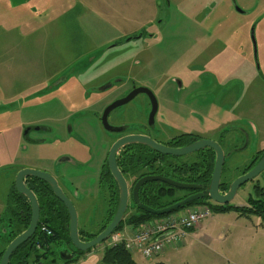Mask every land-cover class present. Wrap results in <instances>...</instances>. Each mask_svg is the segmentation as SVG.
<instances>
[{
	"label": "rangeland",
	"instance_id": "374dc122",
	"mask_svg": "<svg viewBox=\"0 0 264 264\" xmlns=\"http://www.w3.org/2000/svg\"><path fill=\"white\" fill-rule=\"evenodd\" d=\"M152 1L0 0V101L8 110L14 99V108L23 105V120L55 130L31 132L45 139V144L25 150L31 168L45 165L47 159L54 161L61 153L79 152L85 157L91 153L87 181L91 183L95 161L107 146L104 138L109 141L111 137L99 125L95 111L100 113L134 86L153 92L155 118L157 122L164 118L173 134L186 129L184 124L193 125L185 123L190 110L204 111L216 118L238 119L235 126L256 122L263 137L257 149L264 144V0H155V12ZM235 6L245 13L237 12ZM254 23L260 72L250 38ZM139 33V38L126 40ZM5 96L13 98H1ZM84 107L87 111L83 112ZM149 110L148 97L138 94L113 110L108 121L136 128L147 120ZM81 112L87 143L65 132L69 120ZM200 113L194 114L198 122ZM3 119L0 125L18 123L14 122L16 114ZM59 134L65 139L61 143ZM255 135H251V145L233 154L231 167L244 166L256 149ZM189 157L182 159L193 155ZM6 176L0 173L3 203L15 178L12 173ZM257 178L261 184V177ZM252 189L253 181L244 183L231 203L245 202ZM74 203L79 228L95 233L105 202L95 200L85 216L79 202ZM229 212L224 215L226 221L238 214L241 223L254 229L264 225L255 215ZM216 213L211 210L199 223L203 224L200 230L193 229L183 243L166 246L161 255L148 259L134 252L132 258L138 264H264V231L240 237L228 223L213 222ZM4 217L10 216L2 215L7 222ZM107 245L105 241L94 250ZM63 251L71 252V245L52 244L48 257L36 264H61Z\"/></svg>",
	"mask_w": 264,
	"mask_h": 264
},
{
	"label": "flooded vegetation",
	"instance_id": "af4514ba",
	"mask_svg": "<svg viewBox=\"0 0 264 264\" xmlns=\"http://www.w3.org/2000/svg\"><path fill=\"white\" fill-rule=\"evenodd\" d=\"M236 7L237 6H235V8ZM237 12L245 13V11L241 10L240 8H239V10H237ZM255 27H256V23H254V26H252L250 28V38H251L252 44H253V56H254L255 66H256L257 71L260 72V66H259V63H258V58L256 56V44H255V38H254V28ZM141 35H142V33H139V34H137L134 37H130L129 39H131V38H139ZM262 79L264 81V77ZM138 88H142V89H144V91L137 92L133 96V98H131L128 102H130L132 99H134L138 94H145L148 97L149 106H150V110L148 112L147 120L142 122V123H140L136 128H130V127L126 126V125H118V126L111 125L109 123V121H108V117H109L110 113L113 110H115V109H117V108H119V107H121V106H123V105L128 103V102H126L125 104H122V105L112 109L108 113L107 118H106L107 119V123L110 126L121 127V128H123V130L120 131V132L106 130L104 128V126L102 125V121H101L104 109L108 105H110L112 102L126 97L130 92H132L134 89H138ZM151 96L155 100L156 110H155L153 116L150 118L149 114H150V112L152 110ZM112 102L107 104L101 110L100 113L95 111V116L98 119L99 125L101 126V128L105 132L111 134V137L109 138V141H108V139H105L104 136H103L104 141H106L107 146H106L105 149H103L102 156L97 158L96 161H95L96 162L95 174H94L95 177L92 179L91 183L87 182L91 178V177H89V172H88V170H90V167H91L90 163L93 161L91 153L89 154V156H86V157H85V155L83 156V154L79 153V152L64 153V154L61 153V154H58V156L55 157L54 161H50L49 159H47L45 164H47L48 166L45 167L44 165H42V166H39V167L35 168V169L42 170V171H45V172H48L49 174H51L56 179L57 184L59 185V187L61 188V190L65 194V196L72 202L73 206L75 207L74 201L77 200V202H79L81 211H84L83 212L84 216H85V214L87 212H89L88 208L93 202H95V200H101V201L105 202V204H106V206L104 208L105 210H104L102 219L99 222L97 231H99L101 229V227L106 223V221L108 219V216L110 215V212H111V210L114 207L115 197L116 196L118 197V186H117V183H116L114 177L112 176V174H111V172L109 170L108 153H109V150H110L112 144L116 140L121 138V137H124V136H127V135L148 136L149 138L153 139L155 142L160 143V144H162L164 146H167V147H172V148H178V147L187 146V145H189V144H191L193 142H196L198 140H201V139L213 140V141L217 142L222 147V149L224 150L225 153L232 152L230 157L224 161V167L222 169L223 171H222V174H221L220 185L226 183V181H227L226 179H228V178H226L227 176L229 177V181L230 180L232 181L235 177L238 176L237 175V171H235V169H234L235 167L234 166L231 167L230 162L232 161V159L234 157L233 154L235 152H241L244 149H246V147L251 145V135L256 134L255 136H257L256 149H255V151L252 152L250 157H248L247 159L244 160V164H243L244 166L243 167H246L252 161V155L254 153L264 150V144H259L260 148L257 149L259 140H261V138H260L261 134H260L259 127L256 125V122H254L252 124H248V126H246V127L243 126V125H240V126L236 125L235 126V124L237 123L238 119H231L230 116L225 115L226 112L224 113L225 116L220 117V118H216V117H212V114L205 113L204 111H201V113H200V111L197 112V111H194V110H190L189 115L185 117L186 118L185 123L193 122V125L184 124L186 129H184L183 131H180L177 134H173L172 133L173 131H171V130H173L172 127H170L168 125L166 120H163L164 118L163 119H159V121L157 122V120L155 118V115H156V112H157V101H156V98H155L153 92L150 89H148L147 87H144V86H134L125 95H123L122 97H120L118 99L113 100ZM81 110L83 112H84V110L87 111L85 107L82 108ZM197 113L201 114L200 122H198V120L194 118V116ZM82 115H84V114H82V112H81L79 116H77L76 118L72 119L71 121L69 120V122H68V130L65 128L66 129L65 132H66V134L69 137H70V135L75 134V135H77L78 138L82 139L83 141H85L87 143V140L85 138L86 134H85V130L83 129V123H82V119H81ZM176 117H178V116H176ZM189 119L193 120V121H190ZM157 123H159V124H157ZM34 125H42V124L31 123V124L25 125L24 128L27 127V126H34ZM42 126H45V130H37V131H43V132L55 131L53 127H50V126L48 127L46 125H42ZM32 131H35V130H30L28 132V134L23 137L24 146L31 147L33 145H36L35 142L36 143L38 142V144H41V142H42V144H43V142L45 143V139L44 138H36V137L31 136V132ZM58 131H60V129ZM162 131H164L163 134H160L159 132H162ZM210 134H213L215 138L214 139L210 138L209 137V136H211ZM22 136H23V131H22ZM181 136H184V138H186V144L185 145L177 146V147L170 146V144L173 142L174 138L181 137ZM107 137H109V136H107ZM57 139H58V142L61 143L63 141V139H64V136L59 134V137H57ZM132 144H140V143L126 144V145L122 146L117 151V153L115 155L117 168L119 169V171L121 172V174L125 178V180L127 182V185H128V190H129V202H128L126 211H128V209L131 208V205H133V203L131 201V198H130V193H131V189H132V186L134 185V183L139 178H141L143 176L159 175V174H155V173H145V174L137 177L136 174H131V173H129V172H127L125 170V166H124L123 160L125 158V155H127L126 152H125L126 151V147L129 146V145H132ZM241 148H243V149H241ZM204 149H206V148H204ZM204 149H200V150L195 151V152H193V153H191L189 155H186L187 157L193 155L192 159H189L190 158L189 157L188 159H186V161L189 162V163L192 162V161L199 162L200 161V156H198V154L196 155V153H198V152H200V151H202ZM238 149H241V151H237ZM89 151H90V149H89ZM155 152H157V151H155ZM131 153H133V151ZM157 153H159V152H157ZM167 156H171V155H167ZM27 167L31 168L33 166H27ZM86 167H88V169ZM12 168L14 169V175H16V173L20 169L25 168V167H22V168H20V167H15V168L12 167ZM226 169L228 170V174H227V170ZM258 176L261 177V180L263 182L264 176H263L262 172ZM164 177H167V176H164ZM41 181L42 180H39L37 178H32V177L25 178L26 186L30 190L33 191V193L35 194V196L37 198L38 204H39V219H38L37 227L39 225V222H40L41 218L44 216V210L42 208L41 199L39 198V192L41 191V189H39V188L41 187V184L44 182V181H42V182ZM150 182H158V181H150ZM12 188L15 189L14 181H12L11 189ZM50 190H51V188H50ZM226 190H220V191L221 192H226ZM184 191H186V192H184L183 195L188 196L190 194L198 192L199 190H184ZM138 192H139V190H138ZM52 194H53V192H52ZM250 194L251 193H249L247 195L245 202H239V203L247 204V198H248V196ZM54 197L63 206L61 208V210L64 212V209H65V211H66V213L68 215V211H67V208L65 207V205L55 195H54ZM138 198H139V196H138ZM26 202L29 204V208H30V203H29V201L27 199H26ZM57 206H59V205H57ZM75 209H76V207H75ZM91 211L93 212L94 208H93V210L90 209V212ZM132 211H134L133 208H131L130 211H128V212H132ZM76 212H77V209H76ZM125 214H126V212H125ZM4 218H7V222H3L4 219L2 220V216L0 218V222H3V223H1L2 224V229H4V233L2 232L3 235H1V232H0V236H1V239H2L0 242L4 243L3 247L0 248V253H2V251H3V249H4L5 245H6L5 236H6L7 232L10 231V229H9L10 227H8V226H9V224L12 225V223H13L12 220L9 221V219H12V218H10V217H4ZM30 218H31V208H30ZM77 218H78V213H77ZM29 222H30V220H29ZM68 224H69V215H68ZM68 224H67V227H68ZM84 227H85V224H84ZM78 229L81 230V231H85L84 229H80L79 226H78ZM36 230H37V228H36ZM10 259H11V257H10ZM52 263H54V262H52Z\"/></svg>",
	"mask_w": 264,
	"mask_h": 264
},
{
	"label": "trees",
	"instance_id": "16d2710c",
	"mask_svg": "<svg viewBox=\"0 0 264 264\" xmlns=\"http://www.w3.org/2000/svg\"><path fill=\"white\" fill-rule=\"evenodd\" d=\"M185 144L186 138L181 136L174 138L170 146L177 147ZM132 151L133 153H131ZM125 152L127 154L123 160L125 170L131 174H136L137 177L145 173H155L182 182L202 184L205 187L209 184L214 165V152L210 148L196 153V155L198 154V156H200L199 162L192 161L190 163L186 160L184 161L182 156L163 155L142 144L129 145L126 147ZM263 154L264 150L256 152L252 155V161L246 167L240 169L239 167H235L234 169L237 171V175L245 173L253 167ZM226 178L228 179H226V183L220 185V190H226L228 188V184L231 180L229 181L228 176ZM39 189H41L39 198L41 199L44 216L41 218L35 233L13 251L8 264H36L48 257L52 244L66 243L67 245H71L67 227L68 215L65 209L64 212L61 210L63 206L54 197L46 183L43 182ZM178 191L183 192V194L186 192L184 190L169 187L160 182H148L140 187L138 196L141 203L154 209H159L185 197L183 194L177 195ZM117 202L118 197L116 196L114 207L106 223L99 231L88 233L79 230V237L81 240L93 238L107 226L115 212ZM200 203L208 204L211 210L217 213H225L234 210L240 215L252 214L259 217L264 223V178L261 184L257 182L253 185L252 193L247 198V204L242 208H234L230 204L219 205L210 203L204 199H199L185 206H181L178 209ZM131 208H133L134 211H126V213L128 212L129 214L126 216L124 215L125 217H123L115 232L122 230L125 225L137 226L148 219L156 217L155 215L143 212L134 204L131 205ZM5 213L12 218L9 219V221H13L12 225L9 224L8 227H10V231H8L5 236L7 245L16 235L27 228L30 220L29 204L26 202V198L19 194L14 188H12L7 195L6 208L3 214ZM42 225L46 228L45 231L41 230ZM72 249L73 258L67 261L62 260L61 264L75 262L85 253L91 251L82 252L74 250L73 247ZM1 254L2 253H0V257ZM101 262L104 264H138L132 258L131 252L124 248L123 243H118L114 246H104ZM154 264L164 263L156 262Z\"/></svg>",
	"mask_w": 264,
	"mask_h": 264
},
{
	"label": "water",
	"instance_id": "95a60500",
	"mask_svg": "<svg viewBox=\"0 0 264 264\" xmlns=\"http://www.w3.org/2000/svg\"><path fill=\"white\" fill-rule=\"evenodd\" d=\"M237 10L239 8L236 7ZM129 38H127L128 40ZM140 91H144L142 88L134 89L132 92H130L126 97L121 98L119 100H116L112 102L110 105H108L102 114V125L104 128L108 131H115L120 132L123 130L121 127H113L110 126L107 123V115L108 113L122 105L128 102L133 96ZM151 104H152V110L149 114V117L151 118L156 110V103L154 98L151 96ZM30 130H45V126L42 125H34V126H27L23 129V137L28 134ZM130 143H140L143 145H146L150 147L151 149L164 154V155H171V156H185L188 154H191L195 151H198L200 149L204 148H210L214 152V165L212 174L210 177V181L208 186H204L202 184L197 183H188V182H182L178 180H174L171 178H167L161 175H148L143 176L139 178L134 185L132 186L130 198L132 203L137 206L140 210H142L145 213L155 215V216H161L164 214H167L169 212L175 211L181 206H185L186 204L199 200V199H208L209 201H212L215 204L219 205H226L230 204L234 208H242L246 206L242 203H231L237 189L243 185L246 182L253 181V185L257 183L259 180L257 179L258 175L264 171V154L257 160V162L251 167L249 170H247L245 173H242L235 177L229 184L226 192L220 191V182H221V174L222 169L224 165V161L230 157L232 152L225 153L222 147L215 141L210 139H201L196 142H193L187 146L178 147V148H172L164 146L160 143L155 142L153 139L149 138L148 136L143 135H127L124 137L119 138L116 140L108 153V165L109 170L114 177L117 186H118V202L115 209V212L107 224V226L97 233L93 238L89 240H81L79 237V229H78V218H77V212L75 207L73 206L72 202L65 196L59 185L57 184L56 179L49 174L48 172L38 170L35 168L25 167L20 169L14 178V186L15 190L23 195L30 203L31 208V218L29 225L25 230L20 232L18 235H16L4 248L1 257H0V264H8L10 257L13 253V251L22 243L27 241L34 233L37 228L38 219H39V204L37 201V198L32 190H30L26 184H25V178L32 177L37 178L39 180L44 181L48 186L51 188V191L53 194L65 205L68 211L69 215V224H68V235L71 242V247L74 248V250L78 251H88L92 250L97 246H100L104 241H106L109 236L116 230L118 225L120 224L121 220L124 217V214L127 209V205L129 202V190L128 185L117 168L116 165V159L115 155L117 151L124 145L130 144ZM243 149V148H241ZM241 149H238L237 151H241ZM150 181H158L161 183H164L172 188H176L179 190H199L196 193L190 194L188 196H185L181 200H178L166 207L154 209L152 207H149L143 203L140 202L138 198V190L140 187L147 182ZM73 250V249H72ZM73 258V252H67L63 251L60 253V259L63 261H67Z\"/></svg>",
	"mask_w": 264,
	"mask_h": 264
},
{
	"label": "crops",
	"instance_id": "0c3cea01",
	"mask_svg": "<svg viewBox=\"0 0 264 264\" xmlns=\"http://www.w3.org/2000/svg\"><path fill=\"white\" fill-rule=\"evenodd\" d=\"M154 1V2H153ZM152 3H154V12L156 11L155 8V0H153ZM142 22V21H140ZM139 30V29H138ZM7 89V88H5ZM6 94V93H5ZM4 100H10L13 98L9 96L1 97ZM1 100V99H0ZM14 99H12V102L10 103V107L4 108L5 104L0 101V118L4 120V117H11L14 118L16 114V120L14 122H18L17 125H11L9 124H2L0 125V173L4 174V176L9 175L12 173L14 175V169L12 167H27V166H33L31 165L28 161V157L25 154V150L27 149V146H24L23 144V136H22V131L25 125L31 124L33 122L31 121H25L22 119V106L20 105L17 108L13 107ZM7 104V103H6ZM5 121V120H4ZM261 140L262 137L260 136ZM260 140V142H261ZM36 145H33L31 147L37 146L38 142ZM42 144V142H41ZM43 144H45L43 142ZM42 144V145H43ZM40 145V144H39ZM43 147V146H42ZM46 163V162H45ZM42 166V165H41ZM45 167L48 166L47 164L44 165ZM39 167V166H38ZM10 172V173H9ZM9 173V174H8ZM7 177V176H6ZM11 190V187L9 191ZM8 195V194H7ZM6 208V202L3 203L0 201V218L5 212ZM230 213V212H225L223 214L216 213L215 214V220L216 222H226L228 223V227L233 229V233L238 234L240 237H246L250 236L253 233H258V232H263L264 231V225L260 224V229H254L250 225H248L246 222L241 223V218H239L238 214L236 215L235 218L231 221H226L225 219V214ZM229 215V214H227ZM222 216V217H220ZM3 222H0V232L1 235L4 233V229H2V224ZM203 224H198L195 226L193 229H199L202 228ZM193 229L189 230L188 233H190ZM134 230L133 226L130 225H125L120 232H122L126 237L130 235ZM3 232V233H2ZM234 238V237H233ZM1 236H0V241H1ZM172 247V246H170ZM102 251L98 250H91L87 253H85L83 256H81L77 261L69 263V264H104L101 262V256H102ZM136 253V252H135ZM164 253V252H163ZM237 264V263H235Z\"/></svg>",
	"mask_w": 264,
	"mask_h": 264
},
{
	"label": "built area",
	"instance_id": "2783aa9c",
	"mask_svg": "<svg viewBox=\"0 0 264 264\" xmlns=\"http://www.w3.org/2000/svg\"><path fill=\"white\" fill-rule=\"evenodd\" d=\"M211 210L207 204H196L162 216L148 219L137 226L127 237L122 232L112 234L108 246L123 243L131 253H139L146 258L161 255L165 247L184 242L188 231L207 218ZM41 230H46L42 225Z\"/></svg>",
	"mask_w": 264,
	"mask_h": 264
}]
</instances>
